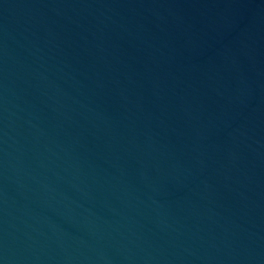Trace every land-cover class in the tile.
I'll return each instance as SVG.
<instances>
[{"label": "water", "instance_id": "water-1", "mask_svg": "<svg viewBox=\"0 0 264 264\" xmlns=\"http://www.w3.org/2000/svg\"><path fill=\"white\" fill-rule=\"evenodd\" d=\"M0 264H264V0H0Z\"/></svg>", "mask_w": 264, "mask_h": 264}]
</instances>
